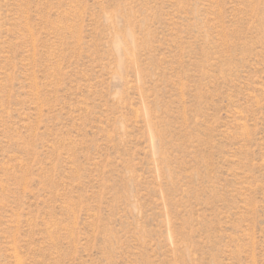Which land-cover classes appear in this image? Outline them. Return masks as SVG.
Wrapping results in <instances>:
<instances>
[{"label": "rangeland", "instance_id": "1", "mask_svg": "<svg viewBox=\"0 0 264 264\" xmlns=\"http://www.w3.org/2000/svg\"><path fill=\"white\" fill-rule=\"evenodd\" d=\"M0 264H264V0H0Z\"/></svg>", "mask_w": 264, "mask_h": 264}]
</instances>
